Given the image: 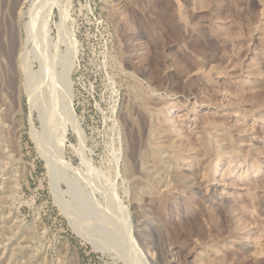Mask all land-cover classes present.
Wrapping results in <instances>:
<instances>
[{"label":"rangeland","instance_id":"374dc122","mask_svg":"<svg viewBox=\"0 0 264 264\" xmlns=\"http://www.w3.org/2000/svg\"><path fill=\"white\" fill-rule=\"evenodd\" d=\"M21 1L0 0V264H264V0Z\"/></svg>","mask_w":264,"mask_h":264},{"label":"bare ground","instance_id":"6f19581e","mask_svg":"<svg viewBox=\"0 0 264 264\" xmlns=\"http://www.w3.org/2000/svg\"><path fill=\"white\" fill-rule=\"evenodd\" d=\"M18 1V0H17ZM22 1H25V0H22ZM22 1H21V3H22ZM40 1V0H39ZM44 1V0H43ZM53 1H55V0H53ZM27 2V1H26ZM19 3V2H18ZM20 3V4H21ZM44 3V2H43ZM45 3H47V2H45ZM51 3H52V1H51ZM61 3V2H60ZM39 4H40V2H39ZM42 4V3H41ZM54 4V3H53ZM59 4V3H58ZM57 4V5H58ZM22 5V4H21ZM36 5H38V4H36ZM19 6V5H18ZM45 6V5H44ZM41 8V7H40ZM35 9V8H34ZM50 11V10H49ZM50 14V13H49ZM34 15H35V13H34ZM224 35V34H223ZM262 35V34H261ZM260 35V38H259V47L256 49V52H255V55H257V56H259V57H261V56H264V35L263 36H261ZM235 36V35H234ZM223 38H224V36H223ZM228 40H229V38H228ZM225 41V40H224ZM248 41V40H247ZM246 41V42H247ZM220 42V41H219ZM226 42V41H225ZM236 42V41H235ZM235 42H234V44H235ZM241 43V42H240ZM227 44H229V43H227ZM242 44V43H241ZM7 49V48H6ZM255 58V57H254ZM213 63V62H212ZM257 63L258 62H254V61H252L251 62V65L248 67V68H250V69H252V73H250L249 74V76H251V75H253V77L254 78H257V77H259V76H261V72H262V70L258 67V65H257ZM261 63V62H260ZM215 66V65H214ZM217 66V65H216ZM247 68V67H246ZM246 68H244L245 70H246ZM262 68H263V66H262ZM249 69V70H250ZM214 74V73H213ZM263 74V73H262ZM233 75V74H232ZM247 81H245V82H243L242 83V85H241V88H242V90H246V88L248 89V86L246 87V85H248L250 82H252V83H255L254 81H251L250 79H246ZM249 80V81H248ZM258 82V81H257ZM248 83V84H247ZM236 84H237V82H236ZM256 84V83H255ZM254 84V87L255 86H257V85H255ZM253 85V84H252ZM259 86H261L260 84H259ZM258 86V87H259ZM264 86V85H263ZM252 87V86H251ZM250 87V88H251ZM232 88V87H231ZM238 88V87H237ZM240 88V89H241ZM253 88V87H252ZM257 88V87H256ZM260 88V87H259ZM264 88V87H263ZM261 89V91H263L262 90V88H260ZM235 91V90H234ZM256 92V91H255ZM244 93V92H243ZM254 95V94H253ZM258 96H255V98H254V100H253V102H254V109H257L258 111H259V113H260V116H264V114H262V112H264V94H263V92L262 93H260V94H257ZM241 97H242V95H241ZM247 99V98H246ZM234 101V100H233ZM149 104V103H148ZM253 108V107H252ZM243 116H244V114L242 113V114H240V115H237V121L235 122V123H237V125L236 126H238V129H239V131L240 132H242L243 130H244V123L242 122L243 120H244V118H243ZM243 119V120H242ZM213 122V121H212ZM212 122H209L208 123V125H211V128H212V130H215L214 128H215V125H214V123H212ZM223 122V121H222ZM157 125V124H156ZM214 125V126H213ZM217 127V126H216ZM228 127V126H227ZM218 128V127H217ZM216 128V129H217ZM207 129V128H206ZM153 130H154V132H156L157 134H158V136H160L159 138H162V135L161 134H163L164 132H163V130H162V128L161 127H159V126H155L154 128H153ZM226 130V129H225ZM163 132V133H162ZM172 132V131H171ZM226 132V131H225ZM233 132V131H232ZM185 135V134H184ZM215 135V134H214ZM227 135V134H226ZM226 135L221 139V142L222 143H224V144H226L227 145V148H226V150L227 149H229V153L230 154H232V156H235V155H240V154H243V156L242 155H240V156H242V159H243V165L246 167V169H247V173H255V172H257L258 171V166H257V164H256V161L253 159V156L251 155V151H249V148H248V146H247V143L244 141V140H240V141H236L235 142V140H231V141H229L228 140V138L226 137ZM216 136V135H215ZM200 141V140H199ZM201 141H202V139H201ZM201 141H200V144H203V143H201ZM204 142V141H203ZM166 144L163 140H161L160 139V141H157V145H160V144ZM205 143V142H204ZM199 144V145H200ZM156 145V146H157ZM167 146H168V143H167ZM204 147V151H203V153L201 154V157L203 156V154H204V156L205 157H207V159H208V157H210L211 155H209V148H208V145L206 144V145H203ZM220 147H223V146H221V145H219ZM155 147V146H154ZM225 147V146H224ZM150 150V149H149ZM223 150V149H222ZM225 150V149H224ZM153 152V151H152ZM227 152V153H228ZM241 152V153H240ZM228 153V154H229ZM238 153H240V154H238ZM226 154V153H225ZM152 155V154H151ZM179 155H182V152L179 154ZM216 155V154H215ZM153 156V155H152ZM230 156V155H229ZM239 156V157H240ZM236 157H238V156H236ZM199 158V157H198ZM220 158H222L221 156H220ZM231 158V157H230ZM235 158V157H234ZM152 162H153V165H154V172H156V173H159V172H163L164 173V171H165V169H164V165H163V162H162V160L160 159V157H152ZM205 162V161H204ZM232 163V162H231ZM236 163H238V162H236ZM258 163V162H257ZM169 164V163H168ZM205 164V163H204ZM203 164V165H204ZM166 165V164H165ZM208 167V166H207ZM203 168V171L205 170V172L204 173H208V169H210V168ZM232 168H233V166H231ZM151 168V167H150ZM202 168V167H201ZM236 168V167H235ZM151 170V169H150ZM169 170V169H168ZM207 171V172H206ZM211 171V170H210ZM202 172V171H201ZM232 172V171H231ZM150 173H151V171H150ZM145 174V173H144ZM258 174V173H257ZM208 175V174H207ZM247 175V174H246ZM248 176V175H247ZM150 178V177H149ZM148 179V178H147ZM160 179V178H159ZM151 181V180H150ZM259 182H260V180H259ZM164 183V182H163ZM163 183L161 182V184L163 185ZM171 183V182H170ZM255 183V182H254ZM258 183V182H257ZM264 183V182H263ZM156 184V183H155ZM158 184H160V181H159V183ZM165 184V183H164ZM249 184H251V183H249ZM253 184V183H252ZM252 184H251V189H252V187L254 186H252ZM147 185V184H146ZM145 186V185H144ZM256 186H259V185H257L256 184ZM147 187V186H146ZM155 187V186H154ZM153 187V188H154ZM167 187V186H166ZM166 187H165V189H166ZM249 187V186H248ZM255 187V186H254ZM253 187V188H254ZM259 188V187H258ZM155 189H157L156 187H155ZM160 189H161V187H160ZM250 189V191H253V190H251ZM263 189V188H262ZM157 191V190H156ZM255 191V190H254ZM253 191V192H254ZM253 192H251V195H252V193ZM258 193V192H257ZM254 194V193H253ZM250 195V194H249ZM257 195V194H256ZM255 195V196H256ZM260 195V194H259ZM253 197V196H252ZM255 198V197H254ZM259 198V197H258ZM202 200V199H201ZM261 202V201H260ZM259 205V204H258ZM258 208V207H257ZM242 211V210H241ZM252 212V211H251ZM263 223V222H262ZM9 230V229H8ZM216 230H217V228H216ZM264 231V230H263ZM255 235V234H254ZM255 240V239H254ZM255 242V241H254ZM263 243V242H262ZM257 244V243H256ZM260 249V248H259ZM261 250H264V249H261ZM253 254V253H252ZM258 255V254H257ZM243 256H245V255H243ZM208 257H210V256H208ZM225 257V256H224ZM219 259H221V258H219ZM205 261L206 262H208V263H212V259H210V258H206L205 259ZM204 261V262H205ZM198 263H200V262H198ZM256 263V262H255ZM201 264H202V261H201ZM226 264V263H225Z\"/></svg>","mask_w":264,"mask_h":264}]
</instances>
